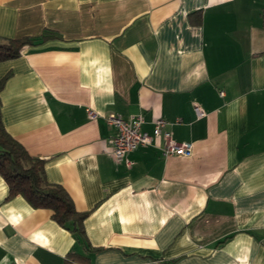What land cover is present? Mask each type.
Segmentation results:
<instances>
[{"label":"crops","instance_id":"1","mask_svg":"<svg viewBox=\"0 0 264 264\" xmlns=\"http://www.w3.org/2000/svg\"><path fill=\"white\" fill-rule=\"evenodd\" d=\"M43 34L0 62L2 123L102 250L0 176V264H264V0H0V38ZM139 113L191 156L117 164L106 118Z\"/></svg>","mask_w":264,"mask_h":264},{"label":"trees","instance_id":"2","mask_svg":"<svg viewBox=\"0 0 264 264\" xmlns=\"http://www.w3.org/2000/svg\"><path fill=\"white\" fill-rule=\"evenodd\" d=\"M51 37L54 36L43 34L37 38H0V62L18 57L26 45L39 44ZM7 80L8 75L0 80V93ZM44 167V160L31 156L7 133L0 112V176L7 184L8 199L19 195L32 208L51 211L53 220L67 229L87 251L102 250L93 248L87 240L84 221L89 213L78 212L66 190L60 185L48 182ZM69 257L73 264H87L88 261L81 255Z\"/></svg>","mask_w":264,"mask_h":264},{"label":"built area","instance_id":"3","mask_svg":"<svg viewBox=\"0 0 264 264\" xmlns=\"http://www.w3.org/2000/svg\"><path fill=\"white\" fill-rule=\"evenodd\" d=\"M224 93L221 91L220 95ZM194 114L197 119L203 118L206 114L200 105L194 104ZM89 116L94 119L96 113L89 110ZM109 126L115 129V134L111 139V156L117 164H122L129 168L132 161L128 155L139 147L152 145L157 139L163 140L162 155L189 157L192 154V144L175 141L166 130L167 121L157 119L154 121L153 134H148L142 130L145 122L143 114H135L124 117L120 114H109L106 118Z\"/></svg>","mask_w":264,"mask_h":264}]
</instances>
